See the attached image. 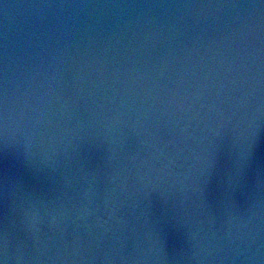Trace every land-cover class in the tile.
Wrapping results in <instances>:
<instances>
[{
	"label": "water",
	"instance_id": "obj_1",
	"mask_svg": "<svg viewBox=\"0 0 264 264\" xmlns=\"http://www.w3.org/2000/svg\"><path fill=\"white\" fill-rule=\"evenodd\" d=\"M0 264H264V0H0Z\"/></svg>",
	"mask_w": 264,
	"mask_h": 264
}]
</instances>
